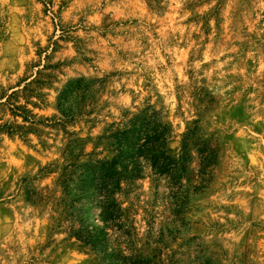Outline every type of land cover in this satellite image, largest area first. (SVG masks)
<instances>
[{"label":"rangeland","instance_id":"obj_1","mask_svg":"<svg viewBox=\"0 0 264 264\" xmlns=\"http://www.w3.org/2000/svg\"><path fill=\"white\" fill-rule=\"evenodd\" d=\"M0 264H264V0H0Z\"/></svg>","mask_w":264,"mask_h":264}]
</instances>
